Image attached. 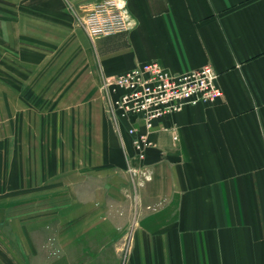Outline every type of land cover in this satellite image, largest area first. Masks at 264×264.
Listing matches in <instances>:
<instances>
[{"label": "crops", "instance_id": "1", "mask_svg": "<svg viewBox=\"0 0 264 264\" xmlns=\"http://www.w3.org/2000/svg\"><path fill=\"white\" fill-rule=\"evenodd\" d=\"M98 1L0 0V264H264V0H127L92 40ZM152 59L224 95L140 158L112 80Z\"/></svg>", "mask_w": 264, "mask_h": 264}, {"label": "built area", "instance_id": "2", "mask_svg": "<svg viewBox=\"0 0 264 264\" xmlns=\"http://www.w3.org/2000/svg\"><path fill=\"white\" fill-rule=\"evenodd\" d=\"M84 24L92 40L127 32L131 28L127 0L98 1L88 10ZM218 79L219 73L211 64L174 73L160 60L152 59L112 80L123 92L111 102L110 112L118 122L134 118L129 132L143 158L152 145L149 134L158 120L174 115L186 104H215L223 97ZM144 173L149 180L151 175Z\"/></svg>", "mask_w": 264, "mask_h": 264}]
</instances>
